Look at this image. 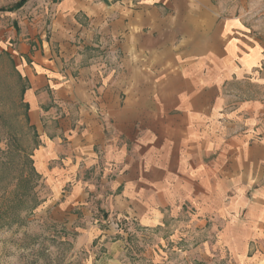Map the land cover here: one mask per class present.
I'll return each instance as SVG.
<instances>
[{
  "label": "crops",
  "instance_id": "crops-1",
  "mask_svg": "<svg viewBox=\"0 0 264 264\" xmlns=\"http://www.w3.org/2000/svg\"><path fill=\"white\" fill-rule=\"evenodd\" d=\"M11 7L0 69L21 80L53 222L155 228L157 264H264V0Z\"/></svg>",
  "mask_w": 264,
  "mask_h": 264
},
{
  "label": "rangeland",
  "instance_id": "rangeland-1",
  "mask_svg": "<svg viewBox=\"0 0 264 264\" xmlns=\"http://www.w3.org/2000/svg\"><path fill=\"white\" fill-rule=\"evenodd\" d=\"M17 1L0 0V11ZM21 90V80L11 65L3 64L0 69V189L2 186L9 190L15 188L18 178L28 171L23 156L32 153L33 159L37 144L26 123ZM36 191L43 202L27 223L0 229V264H157L145 256L157 244L155 228L144 229L137 222L113 219L100 223L104 233L101 236L79 239L80 233L75 227L70 229L50 218L51 209L44 203L50 193L42 175ZM76 227L83 228L81 224ZM116 238L120 241L114 245ZM185 245L184 238L178 241L179 257Z\"/></svg>",
  "mask_w": 264,
  "mask_h": 264
},
{
  "label": "trees",
  "instance_id": "trees-1",
  "mask_svg": "<svg viewBox=\"0 0 264 264\" xmlns=\"http://www.w3.org/2000/svg\"><path fill=\"white\" fill-rule=\"evenodd\" d=\"M28 1L18 0L11 9L21 8ZM23 158L24 165L28 167L27 173L18 178L14 189L4 186L0 189V229L24 225L43 202L36 191L41 174L34 166L32 153H25Z\"/></svg>",
  "mask_w": 264,
  "mask_h": 264
}]
</instances>
